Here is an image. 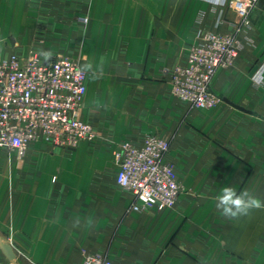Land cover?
I'll return each instance as SVG.
<instances>
[{"label":"crops","instance_id":"0c3cea01","mask_svg":"<svg viewBox=\"0 0 264 264\" xmlns=\"http://www.w3.org/2000/svg\"><path fill=\"white\" fill-rule=\"evenodd\" d=\"M49 1L0 0V43L15 42L24 53L80 55L91 65L81 117L99 137L69 152L38 144L12 169L0 150V234L17 256L11 262L0 250V264H80L86 252L107 253L114 264H264V209L228 218L215 199L227 186L264 202V81L257 82L264 0L239 34L235 65L212 83L217 95L252 113L225 101L196 108L170 93L168 71L184 60L197 29L228 32L241 20L231 7ZM77 13L88 17L86 27L73 19ZM220 14L224 22L216 26ZM11 52L0 50V59ZM148 132L171 142L168 159L182 188L173 209L132 210L134 195L116 182L118 145L139 143Z\"/></svg>","mask_w":264,"mask_h":264},{"label":"built area","instance_id":"2783aa9c","mask_svg":"<svg viewBox=\"0 0 264 264\" xmlns=\"http://www.w3.org/2000/svg\"><path fill=\"white\" fill-rule=\"evenodd\" d=\"M229 6L241 20L228 32L198 28L185 49V58L168 71L170 93L185 104L209 109L223 103L212 91L218 73L235 65L243 47L240 32L252 26L251 12L259 0H208ZM216 26L224 21L218 17ZM88 18L81 20L86 24ZM257 81H264V67ZM87 93V71L73 55H55L45 61L36 50L15 51L0 59V150L24 158L38 144L66 152L83 141L98 140V129L81 117ZM170 140L146 133L141 142L126 140L114 153L116 182L132 193V210L164 211L177 206L182 188L168 159ZM56 180V177L53 178ZM80 264H114L102 252L84 254Z\"/></svg>","mask_w":264,"mask_h":264},{"label":"clouds","instance_id":"9594fccd","mask_svg":"<svg viewBox=\"0 0 264 264\" xmlns=\"http://www.w3.org/2000/svg\"><path fill=\"white\" fill-rule=\"evenodd\" d=\"M43 57L45 61H48L53 56L51 51L41 50L38 53ZM91 68V65H84L83 70L87 71ZM256 79L255 77L253 78ZM258 82V81H257ZM216 207L221 211V215L228 218H237L241 215H247L253 209L260 210L264 209V202H262L255 195L250 193L248 190H244L239 194L232 187H223L220 191V194L216 196ZM79 224V220L75 222ZM91 223V220H89Z\"/></svg>","mask_w":264,"mask_h":264},{"label":"rangeland","instance_id":"374dc122","mask_svg":"<svg viewBox=\"0 0 264 264\" xmlns=\"http://www.w3.org/2000/svg\"><path fill=\"white\" fill-rule=\"evenodd\" d=\"M47 1H49V0H47ZM42 2H43V0H42ZM42 2H41V4H42ZM58 2V0H50L49 1V3H52L51 4V7L53 6V4H54V6H58V4L59 3H57ZM68 2H73V0H69ZM68 5H69V3H68ZM74 16V15H73ZM84 17H87L86 15H83V14H80V13H77V14H75V16H74V20L77 22V24H80L81 23V20H82V18H84ZM88 18V17H87ZM88 22H89V20H88ZM88 22L86 23V24H82V26L83 27H86L87 25H88ZM1 32H0V38H1ZM11 42H9V44H8V42H5L4 43V41L2 40L1 41V43H0V50H13V52H15L16 50H17V47H15L14 46V44H15V42H12L11 44H10ZM13 52H11L9 55H11ZM8 55V56H9ZM8 56H6V57H8ZM74 57H76V58H79L80 59V55H73ZM5 57V58H6ZM216 78V77H215ZM214 78V79H215ZM214 81V80H213ZM213 83V82H212ZM211 88H212V86H211ZM213 91V90H212ZM214 92V91H213ZM215 93V92H214ZM216 94V93H215ZM221 97V96H220ZM222 98V97H221ZM223 101H224V99H223ZM57 151L58 150H60V151H64V150H61V149H58V148H55ZM53 151H55L54 149L53 150H51L50 151V153L51 152H53ZM6 154V160H7V162H8V164H7V166H10V168L12 169L13 168V166L14 165H16V166H19V167H22V166H24L26 163V161H25V158H26V156L24 157V158H19L18 157V155H17V153L16 152H8V153H5ZM64 154V153H63ZM103 253V252H102ZM105 254H107V253H105ZM109 255V254H108ZM111 258V257H110Z\"/></svg>","mask_w":264,"mask_h":264},{"label":"water","instance_id":"95a60500","mask_svg":"<svg viewBox=\"0 0 264 264\" xmlns=\"http://www.w3.org/2000/svg\"><path fill=\"white\" fill-rule=\"evenodd\" d=\"M224 101L231 104L232 106H234L237 109H240V110L247 112V113H252L251 111H249L243 107H240V106H238V105H236V104H234L228 100H224ZM0 250L8 260H10L11 262H15L16 257H17L16 253H15L13 247L4 240V238L2 237L1 234H0Z\"/></svg>","mask_w":264,"mask_h":264}]
</instances>
